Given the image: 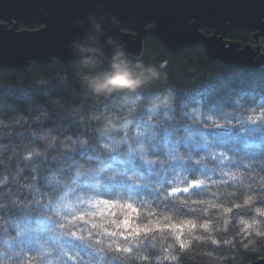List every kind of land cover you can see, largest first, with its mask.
<instances>
[{
    "label": "clouds",
    "instance_id": "9594fccd",
    "mask_svg": "<svg viewBox=\"0 0 264 264\" xmlns=\"http://www.w3.org/2000/svg\"><path fill=\"white\" fill-rule=\"evenodd\" d=\"M39 11L44 16L48 14L44 7ZM258 22L264 25V16ZM136 23V17L131 16L125 26L119 16L108 13L101 4L86 19L73 21L83 34L69 42L70 59L52 55L50 64L57 59L62 63L49 69L31 65L32 59L24 71L0 69V74L8 72L14 78L12 95L0 93V132L14 129L16 125L23 129V134H18L19 142L7 157L4 153L8 149L0 146V185L5 186V195L9 186L18 187L24 193L34 191L35 203L40 208L51 206L55 211L56 204L66 194L83 195L80 190L85 188L99 190L108 180L105 168L80 157L81 149L99 144L109 154L148 153L151 148L145 137L161 130L162 118H168L171 124V117L179 120L188 110L184 108L187 95L171 83L167 63L145 58L143 52L130 48L122 30L138 31ZM232 23L230 19L225 21L229 28ZM196 24L195 17L188 22L189 27ZM157 28L154 21L144 24L146 33ZM235 32L255 33L252 39L257 47L242 50L239 46L235 51L251 48L260 63L247 76L235 75L237 69L229 68L220 60H210L206 52L214 74H209L203 89L214 83V99L218 101L231 102L236 96L252 97L264 86V28ZM220 33L225 31L221 29ZM224 46L229 50L232 47ZM20 106L26 115L4 119L7 110L15 112ZM149 124L153 127L149 128ZM226 231V228L217 230L219 239L207 234L199 239L191 236L187 248L177 247L173 241L165 249L158 238L154 243L163 248L162 253L173 257L170 264H242L247 253L264 249V219L247 232L236 231L225 236ZM137 262L152 264V257ZM47 264H58V260L51 258Z\"/></svg>",
    "mask_w": 264,
    "mask_h": 264
},
{
    "label": "snow or ice",
    "instance_id": "6c2138e0",
    "mask_svg": "<svg viewBox=\"0 0 264 264\" xmlns=\"http://www.w3.org/2000/svg\"><path fill=\"white\" fill-rule=\"evenodd\" d=\"M215 95L213 83L188 98L184 108L190 111H184L179 120L171 117V124L168 118H162L161 130L145 137L150 152L139 156L129 154L127 161L116 162V169L123 170H114L101 189H81L83 195L68 193L56 204L55 211L51 206L40 208L35 203L34 191L24 193L18 187L9 186L5 195V186L0 185V247L5 249L0 252V264H47L51 258H56L58 264H137V261L156 256L154 241L157 236L147 227L131 232L123 230L131 224L128 218L121 222L120 214L125 208L135 211L133 203L128 201L141 206L155 205L176 212L187 209L186 214L195 213L196 209L191 205L203 201L192 200V196L206 190L205 180L196 177L210 179L201 173V165L233 180L236 175L225 169L246 167L250 172L248 179L252 181L247 187L253 188L257 180L253 179L251 161L259 160L264 171V119L250 117L242 122L241 127L244 123L255 125L248 127V135L243 136L231 124L229 116L232 114L223 112L219 101L214 99ZM261 99L264 100V94ZM236 104L239 106V101ZM259 107L264 109V103ZM217 115L224 119L223 124ZM260 116L264 117V111ZM257 133L260 143L253 145L249 137ZM193 142L195 147H192ZM216 147H223L227 152H214ZM253 147L260 151H250ZM242 152L247 155L237 159ZM245 159L250 161L247 165ZM182 161L188 163L180 165ZM212 183L227 184L228 180H213ZM179 184L186 186L181 188ZM241 186L245 185L242 183ZM258 186L260 191L257 194L264 197V177H259ZM184 193L189 194L187 198ZM236 207L241 205L236 204ZM195 226L192 223V227ZM201 227L207 229L208 225ZM177 240L181 248H187L190 243Z\"/></svg>",
    "mask_w": 264,
    "mask_h": 264
},
{
    "label": "trees",
    "instance_id": "16d2710c",
    "mask_svg": "<svg viewBox=\"0 0 264 264\" xmlns=\"http://www.w3.org/2000/svg\"><path fill=\"white\" fill-rule=\"evenodd\" d=\"M26 27L34 29L38 26L33 25ZM19 28H25V26L20 25ZM204 32L209 34L212 31L210 29H205ZM227 37L241 41L245 44L250 43L249 40L252 38V34L236 32L230 33ZM142 52L144 53L145 58L162 59L167 63V70L171 73V83L179 91L185 93L187 98H191L198 92L204 90L203 85L208 83L207 77L209 74H214V68L209 66L206 52L202 46L187 47L179 49L176 52H171L156 38L148 37L144 40ZM59 64H61V62L58 60L54 64L32 63V65L38 66L41 69L54 68ZM225 65L229 68L237 69V72L234 74L241 76H247L248 72L252 68H255ZM262 73H264V70H262ZM13 79V76L8 72L0 74V93L5 96L12 95L11 86ZM257 91L259 94L252 97L236 96L231 102L219 101V106L222 108L223 112L226 114H232L229 116L231 124L239 129L240 134L243 136L248 135L246 131L248 127H254L255 125L244 123L243 127H241L242 122L248 121L250 117H260V119H264V117L260 116L261 111H264V109L259 107L264 103V100L261 99V95L264 94V86L259 87ZM236 101H239V106L236 104ZM192 107L195 108L197 106L192 105ZM250 109H256V111H251ZM188 110L190 111L191 109ZM26 114L23 106H20L15 112L7 110L4 119L9 120V117L11 116L19 118L20 115ZM216 118L222 124L225 122L224 119L220 118L218 115ZM259 122L260 120L258 119L257 123ZM18 134H23V129L20 128L19 125H16L14 129H5L3 132H0V146L8 149L4 153L5 157L11 153L12 147L19 142ZM258 136L259 133L249 137V139L253 141V145L260 143ZM208 139L209 143L212 144V138L209 137ZM109 141L115 143L113 138H109ZM192 147H195L194 142L192 143ZM213 151L217 153L227 152V149L216 147ZM250 151L258 153L260 150L253 147ZM79 155L82 159H89L93 164L105 168L107 170L105 174L108 177L114 174V170H123L116 169V162L128 160V156H125L119 151L111 154L105 152L104 149L100 148L99 144H94L93 146L81 149ZM228 155L232 156V153L228 152ZM246 155L247 153L242 152L237 159H241ZM249 162L250 161L247 159L244 160L245 165ZM185 163L188 162L182 161L180 162V165ZM251 163L253 166V179L257 180V184L253 188L247 187L252 181L248 179L250 172L246 167L231 168L230 170L226 168V172L230 171L231 174L236 175V179L233 180L230 177L221 176L218 172L213 173L201 165V173L210 177V179L199 175L196 177L197 179L205 180L206 190L199 195L192 196V200L203 201V203L191 205L192 208L196 209V212L192 214H186L187 209L176 212L164 208H158L155 205L151 207L141 206L139 203L128 201L129 203H133L135 211L125 208L123 214H120L121 222L125 218H128L131 224V227L123 230L131 232L136 229L142 230L146 227L151 228L157 238L163 241L165 249H167V245L173 241L178 247L179 243L177 238L183 240L186 244L189 243L188 238L191 236L207 234L219 239L217 234L218 229L226 228L227 231L224 233L225 236L234 234L236 231L243 233L252 230L261 219H264V201H261L257 194L260 191L258 186L259 177H264V171L261 170L259 160L251 161ZM209 166L211 167V165ZM191 179L192 178L189 177V180ZM225 179L228 180L227 184L212 183L213 180L223 181ZM242 183L245 186L242 187ZM179 186L183 188L186 185L179 184ZM110 190L111 188H109V191ZM191 191L192 190L190 189V192ZM188 195V193L183 194L184 198H187ZM246 200H249V203H245ZM236 204H240L241 207L237 208ZM227 209H231V211H227ZM188 222H192L196 226L192 227V223ZM203 224H207L208 228L205 229L201 227ZM173 225L176 227H172ZM164 237H167V239H164ZM211 247L215 248L216 246L212 245ZM2 251H5V249L0 247V252ZM154 251L156 252V256L152 257V264H170L168 253H162L160 247H157ZM263 258L264 249L250 252L244 256L242 264H253Z\"/></svg>",
    "mask_w": 264,
    "mask_h": 264
},
{
    "label": "water",
    "instance_id": "95a60500",
    "mask_svg": "<svg viewBox=\"0 0 264 264\" xmlns=\"http://www.w3.org/2000/svg\"><path fill=\"white\" fill-rule=\"evenodd\" d=\"M101 4L105 11L119 16L125 26L129 17H136L134 26L140 32L134 28L122 30L134 52H142L144 40L154 37L171 52L202 46L211 60L227 65L257 67L260 63L251 48L235 51L239 46L243 50L257 44H243L227 36L241 29L264 28L258 22L264 16V0H0V69L25 70L29 59L31 65L50 64L52 55L70 59L69 42L83 34L73 21L86 19ZM41 7L47 10V16L40 13ZM193 17L197 24L189 27ZM229 19L233 21L230 28L225 24ZM152 21L158 28L144 32V24ZM33 25L38 27H26ZM205 29L212 32L205 33ZM221 29L225 33H220ZM224 45L232 47L229 50ZM253 264H264V258Z\"/></svg>",
    "mask_w": 264,
    "mask_h": 264
},
{
    "label": "flooded vegetation",
    "instance_id": "af4514ba",
    "mask_svg": "<svg viewBox=\"0 0 264 264\" xmlns=\"http://www.w3.org/2000/svg\"><path fill=\"white\" fill-rule=\"evenodd\" d=\"M251 34H252V33H251ZM252 38H253V36H252ZM252 38L249 40L250 42H253V39H252Z\"/></svg>",
    "mask_w": 264,
    "mask_h": 264
}]
</instances>
